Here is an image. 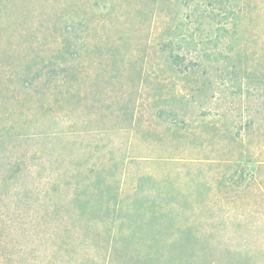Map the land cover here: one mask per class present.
<instances>
[{"label": "rangeland", "instance_id": "obj_1", "mask_svg": "<svg viewBox=\"0 0 264 264\" xmlns=\"http://www.w3.org/2000/svg\"><path fill=\"white\" fill-rule=\"evenodd\" d=\"M5 126L66 188L10 264H264V0H0Z\"/></svg>", "mask_w": 264, "mask_h": 264}, {"label": "trees", "instance_id": "obj_2", "mask_svg": "<svg viewBox=\"0 0 264 264\" xmlns=\"http://www.w3.org/2000/svg\"><path fill=\"white\" fill-rule=\"evenodd\" d=\"M12 131V127H0V264L27 254L21 240L40 234L39 228L33 232L34 226L65 218L66 209L61 156L49 159L44 146H30L32 134L19 137L26 146L22 141L13 144Z\"/></svg>", "mask_w": 264, "mask_h": 264}]
</instances>
